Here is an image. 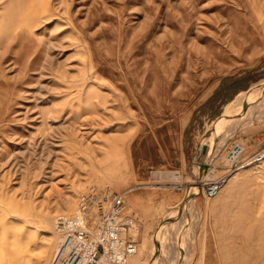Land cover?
Here are the masks:
<instances>
[{
  "label": "rangeland",
  "instance_id": "374dc122",
  "mask_svg": "<svg viewBox=\"0 0 264 264\" xmlns=\"http://www.w3.org/2000/svg\"><path fill=\"white\" fill-rule=\"evenodd\" d=\"M252 88L264 0H0V259L50 264L58 219L108 187L125 264H264V160H226L263 146L264 102L214 124Z\"/></svg>",
  "mask_w": 264,
  "mask_h": 264
},
{
  "label": "built area",
  "instance_id": "2783aa9c",
  "mask_svg": "<svg viewBox=\"0 0 264 264\" xmlns=\"http://www.w3.org/2000/svg\"><path fill=\"white\" fill-rule=\"evenodd\" d=\"M229 171L233 172L264 160L260 148L236 142L226 152ZM224 178L202 185L206 197L215 196ZM125 196L110 188L90 187L79 196L78 208L57 222L58 239L50 264H125L137 252L136 243L127 235L131 219L125 215Z\"/></svg>",
  "mask_w": 264,
  "mask_h": 264
},
{
  "label": "bare ground",
  "instance_id": "6f19581e",
  "mask_svg": "<svg viewBox=\"0 0 264 264\" xmlns=\"http://www.w3.org/2000/svg\"><path fill=\"white\" fill-rule=\"evenodd\" d=\"M252 89L249 90V92H248V94L246 96V99L244 101L245 103L243 102L244 104H241V107L236 108V105H235V107H233V104L234 103H231V104H229V105L226 106V109L224 111V115L221 118H219L218 120H216L215 123H214L216 128L217 127H220L221 125L223 126L224 123L228 121L226 119L227 117H229L230 120H235L236 118H238L237 120H240L241 118L243 119V114L245 112L250 111L251 108L260 107L259 105L263 104V102H264V93H263L262 97L261 96L259 97L258 95H255V93H254V90L255 89H253V90ZM1 256H2L3 259H0V264H10L8 262V260H9L8 259V253L6 252V250H3Z\"/></svg>",
  "mask_w": 264,
  "mask_h": 264
},
{
  "label": "water",
  "instance_id": "95a60500",
  "mask_svg": "<svg viewBox=\"0 0 264 264\" xmlns=\"http://www.w3.org/2000/svg\"><path fill=\"white\" fill-rule=\"evenodd\" d=\"M202 167H203V165H201L200 170H199V172L201 171V173H203V171L207 168V167H206L205 169L202 170V169H201ZM199 174H200V173H199Z\"/></svg>",
  "mask_w": 264,
  "mask_h": 264
}]
</instances>
